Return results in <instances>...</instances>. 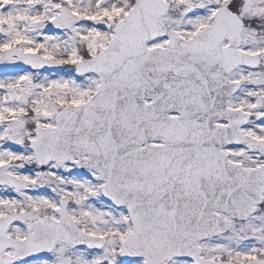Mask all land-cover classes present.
Wrapping results in <instances>:
<instances>
[{
  "label": "snow or ice",
  "instance_id": "1",
  "mask_svg": "<svg viewBox=\"0 0 264 264\" xmlns=\"http://www.w3.org/2000/svg\"><path fill=\"white\" fill-rule=\"evenodd\" d=\"M0 264H264V0H0Z\"/></svg>",
  "mask_w": 264,
  "mask_h": 264
}]
</instances>
